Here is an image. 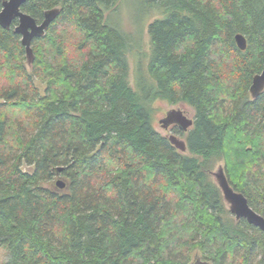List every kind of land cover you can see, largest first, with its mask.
Masks as SVG:
<instances>
[{
  "label": "trees",
  "instance_id": "obj_1",
  "mask_svg": "<svg viewBox=\"0 0 264 264\" xmlns=\"http://www.w3.org/2000/svg\"><path fill=\"white\" fill-rule=\"evenodd\" d=\"M117 1L26 0L37 22L60 8L29 68L16 21L0 26V264H190L193 247L211 264H263V233L224 218L206 165L221 158L264 215V89L249 90L264 0H143L134 81L132 40L105 19ZM157 100L193 109L187 153L155 129Z\"/></svg>",
  "mask_w": 264,
  "mask_h": 264
},
{
  "label": "water",
  "instance_id": "obj_2",
  "mask_svg": "<svg viewBox=\"0 0 264 264\" xmlns=\"http://www.w3.org/2000/svg\"><path fill=\"white\" fill-rule=\"evenodd\" d=\"M26 0H1L0 7V26L9 28L16 20L14 30L21 36V44L25 47L28 58L31 55V43L35 38L42 37L45 34L50 23L59 14L60 8L53 7L44 11L43 19L37 22L33 16L21 9V5ZM237 46L243 50L247 46V41L242 33L235 35ZM264 89V63L262 70L255 74L250 85V93L256 97ZM159 123L166 128L171 123L179 124L183 129H187L192 124V119L188 118L180 109H170L166 115L159 120ZM172 143L179 149L184 150V141L170 138ZM57 171L62 167H57ZM217 183L222 190L225 201L229 204V210L235 215L236 219L244 218L248 223L258 227L264 233V215L256 212L247 201L243 193L238 192L229 184L223 170L220 168L215 174ZM56 184L63 187L65 182L57 180ZM264 209V205H263Z\"/></svg>",
  "mask_w": 264,
  "mask_h": 264
},
{
  "label": "rangeland",
  "instance_id": "obj_3",
  "mask_svg": "<svg viewBox=\"0 0 264 264\" xmlns=\"http://www.w3.org/2000/svg\"><path fill=\"white\" fill-rule=\"evenodd\" d=\"M142 2L143 0H118L117 5L112 9V11H110L109 13H106V16H105V19L107 20V22L119 28L123 33L129 36L130 39L132 40L133 49H132V52H130L128 55L129 63H130V80L132 81H134V73H135L134 71L136 69L138 55H139V59H143V62L145 63L146 55L148 53L147 25L151 21L150 19L151 17H150L149 11L143 7ZM155 15H158V13H156ZM30 47H31V55L29 58L25 50V57H26V62H27L26 64L28 68H29V63L32 61L34 57L32 43ZM154 107L156 110L155 120H154L155 129L159 133L166 135L168 137H170L171 134H175V135H178V138L180 140H184V135H181V134L179 135L178 133H175L174 128H172L171 126H169L168 128H164L159 123V120L163 118L165 116V113L170 109H180L184 112V114L188 118H191L193 117V109L190 106L182 104V103L169 104L163 100L155 101ZM182 152L187 153V150H184ZM206 166H207L206 171L209 175L210 180L216 186H218L220 190V193L223 199L224 208L228 209L229 211L228 216L224 218L230 219V221L231 220L236 221L235 215L231 213L229 210V204L225 201L222 190L219 187L216 176H215V174L218 172L220 168L223 170L226 176V168L224 165V161L221 158H214V159L212 158V160L209 161V163ZM22 167L23 169H28L26 165H23ZM57 180H62V179L58 178ZM56 186L59 187L57 184ZM187 239L188 237H184L185 242L188 241ZM191 253H192V256H191L190 263L194 261V254L202 253V250L198 247H193L191 250ZM7 258H8L7 249L4 246L0 245V263L6 261ZM263 259H264V253H263ZM263 264H264V261H263Z\"/></svg>",
  "mask_w": 264,
  "mask_h": 264
},
{
  "label": "flooded vegetation",
  "instance_id": "obj_4",
  "mask_svg": "<svg viewBox=\"0 0 264 264\" xmlns=\"http://www.w3.org/2000/svg\"><path fill=\"white\" fill-rule=\"evenodd\" d=\"M0 7H1V2H0ZM16 21V20H15ZM14 23V22H13ZM262 70V69H261ZM263 91V90H262ZM261 91V92H262ZM260 92V93H261ZM250 95H251V93H250ZM259 95V94H258ZM252 96V95H251ZM253 97V96H252ZM165 115H166V113H165ZM193 117H191V119H192ZM192 121H193V119H192ZM169 126H171L172 128H174V130L175 129H177L178 131H180V133H178V132H176L175 131V133H178L179 135L181 134V135H183V134H185L186 132H187V130L192 126V124L187 128V129H183L179 124H177V123H171V124H169L166 128H168ZM169 138H175V139H179L178 138V135H175V134H171L170 135V137ZM184 141V140H183ZM184 147H185V149L184 150H186V146H185V142H184ZM178 148V147H177ZM179 149V148H178ZM180 151H184V150H182V149H179ZM240 219V218H239ZM260 230V229H259ZM261 231V230H260ZM262 232V231H261ZM263 233V232H262ZM263 236H264V233H263ZM190 264H211L210 263V261L209 260H207V259H205L201 254H195L194 255V261H192Z\"/></svg>",
  "mask_w": 264,
  "mask_h": 264
}]
</instances>
